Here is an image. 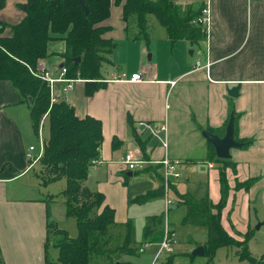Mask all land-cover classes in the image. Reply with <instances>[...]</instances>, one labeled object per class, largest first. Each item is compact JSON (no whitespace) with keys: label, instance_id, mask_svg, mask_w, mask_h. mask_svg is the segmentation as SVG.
<instances>
[{"label":"crops","instance_id":"crops-1","mask_svg":"<svg viewBox=\"0 0 264 264\" xmlns=\"http://www.w3.org/2000/svg\"><path fill=\"white\" fill-rule=\"evenodd\" d=\"M4 1L0 10V25L4 27L0 32L8 35L10 27L24 17L19 7L23 0ZM177 3L183 8L208 6L209 29L204 40L196 46L186 40L171 44L166 32H158V36L149 33L148 43L135 41V22L131 20L127 25L122 19V8L112 4L104 23L110 31L103 38L116 44L107 64L121 75L101 74L104 85L90 96L80 79L66 93L62 92L63 85L57 84L58 98L73 108L77 118L88 116L101 123L99 157L103 164L93 170L98 181L96 192L86 186L92 171L84 186L104 196V205L115 212V224L124 225L128 220L134 224L132 207L162 200L165 211L162 195L137 204L134 200L145 194L131 195L127 187L135 175L143 173L153 184L148 192H162L159 166L131 172L120 163L128 152L148 161L160 160L165 150L139 124L165 122L166 153L182 162L177 190L183 193L205 185L209 201L217 205L221 199L222 170L227 195L220 224L228 235L243 237L257 223L264 226V0ZM187 50H192V55H187ZM64 51V41H51L42 60L55 77L63 62L59 54ZM196 62L201 68L194 67ZM206 64L208 68L203 67ZM136 73L141 74L142 81L130 83ZM171 82L175 84L172 86ZM237 85V97L229 96L228 91ZM231 114L235 140L249 143L230 151L231 159L226 161L234 165L235 172L226 162L213 158L210 144L201 136L205 131L223 137ZM31 127L28 102L10 82L0 81V264H45L51 247L49 224L56 212L57 196L45 194L32 179H27L31 170L25 154L31 146ZM199 168L206 170V180L197 177ZM192 169L195 179L190 180L186 172ZM249 181L248 189L236 187V183ZM112 191L119 193L117 198ZM170 196L176 205L172 192ZM50 203L54 206L52 211ZM160 216H146L144 226L147 218ZM165 223L169 225L166 220ZM205 242L206 239L201 241Z\"/></svg>","mask_w":264,"mask_h":264},{"label":"trees","instance_id":"trees-1","mask_svg":"<svg viewBox=\"0 0 264 264\" xmlns=\"http://www.w3.org/2000/svg\"><path fill=\"white\" fill-rule=\"evenodd\" d=\"M177 2L178 0H84L87 8L85 13L77 0H23V4L19 6L24 12L22 20L10 27V34L3 36L0 32V81L10 82L25 101L31 98L29 113L34 130L41 117L47 114L48 140L39 163L46 170L49 182L65 179L66 187L61 193L65 214L73 217L77 226L75 239L62 232L63 238L55 246L57 258L49 260L47 254L45 264H93L97 260L113 262L110 257L113 254L136 255L138 243L133 223L128 220L123 225V244L111 248L115 212L104 205L102 194L92 193L84 186L91 160L99 157L102 143L100 121L88 116L77 118L73 108L65 101L50 106L45 84L31 72H35L38 63L47 56L51 41H64L65 51L59 57L63 60L61 66L66 69L65 77L84 81L88 96L101 88L104 85L100 82L101 67L109 63L108 57L116 46L114 42L103 38L110 31L104 23L109 18L112 4L122 8V19L127 25L131 20L135 22V41L148 43L149 16H153L165 30L171 44L186 40L196 46L207 36L205 29L195 22L204 5L198 8L187 5L183 8ZM4 5L5 1L0 0V10ZM3 27L4 25H0V31ZM75 58H80V61L75 63ZM240 143L242 148L249 145L248 142ZM209 147L213 158H216L213 147ZM216 160L226 162L235 172L231 162ZM219 181L221 199L217 205L209 201L205 185L199 184L193 190L183 193L177 190L175 184L171 185L177 208L185 207L186 210L183 225L206 231L203 256L207 257L208 263L218 249L238 245L220 224L227 195V182L222 170L219 172ZM250 184V181L236 183V187L248 189ZM161 195V189H158L137 197L134 203L142 204ZM161 219L162 216L146 219L140 244H152L161 240ZM244 240L245 248L240 250L237 247V255L240 260L255 264V259L247 249L249 238ZM173 256H169L168 264H172ZM190 257L193 258L191 254Z\"/></svg>","mask_w":264,"mask_h":264},{"label":"rangeland","instance_id":"rangeland-1","mask_svg":"<svg viewBox=\"0 0 264 264\" xmlns=\"http://www.w3.org/2000/svg\"><path fill=\"white\" fill-rule=\"evenodd\" d=\"M156 2L157 0H151ZM154 28V29H153ZM148 36L150 33L158 36V32L162 33L165 32L163 28H161L153 16H149L148 22ZM3 34V33H1ZM10 34V31H9ZM4 36V35H3ZM192 50H187V55ZM175 59V58H173ZM191 59H194L193 57ZM107 69V70H105ZM104 70V71H103ZM103 70H101V74L106 76L110 74H118L121 75V72H118V69L111 68L108 64L104 65ZM46 115V114H45ZM43 115L36 127V131L31 127V136H30V145L31 146H38V138L36 133L39 129V126L42 125L41 135L43 140L46 142L48 140V120L44 118ZM30 116V113H29ZM95 169H90L92 171L89 182L86 185L90 191L96 192L97 189V178L95 177L94 171ZM198 176L200 179L206 180V170L203 168H199ZM192 171L188 170L186 172V177L188 179H195L193 177ZM197 175V174H196ZM32 179L34 185L39 187L45 194H55L57 196L56 200V212L51 217L49 224V232H50V250H49V260H55L57 258V249L55 248L56 244L59 240L63 238L64 232L69 238L75 239L77 237V226L76 221L73 217L64 216L65 213V204L64 198L62 197L61 193L65 190V179L61 178L60 180L49 182V176L46 174V170L40 165L38 162L29 172L27 175V179ZM45 183V184H44ZM161 185V183H160ZM129 193H140L146 194L149 190L153 189V184L149 181V179L143 173H138L135 175L128 184ZM112 194L115 198L118 197L117 191H112ZM135 195V194H134ZM176 202V200H175ZM51 211L54 209L53 203L49 204ZM186 210L182 207L179 209L172 211L169 210L168 214L165 215V211L163 209V202L157 201L152 203L151 205H144L142 207H132L131 215L133 218V226L135 229V240L138 243L137 245V254L133 256L128 255H111V260H97L93 262V264H114L119 262L120 264H151L153 260V256L157 250L156 243H152L147 247L143 248L142 245V231L144 228L145 217L148 215H155L159 214L163 216L161 219L163 229L165 228V220L169 223V227H173L176 233V241L178 243L177 248L175 249L174 256L172 257V264H251L246 260H240L237 251L238 249L243 250L245 247V238H249L247 243V249L249 255L255 259V264H264V226L260 227L259 230H255L257 224L253 227V230L249 232V234H245L243 237H234L229 235L231 238L235 240L238 244L236 247H224L218 249L212 261L208 263V259L206 256H198V257H190V254L195 250L197 247H203L205 243H201L206 239V231L203 228L193 227V226H186L183 225L182 220L185 216ZM163 213V214H162ZM160 216V217H161ZM172 226H171V225ZM114 235V240L111 244V248H117L123 244L124 238V226L115 224L114 228L111 230ZM110 231V232H111ZM110 234V233H109ZM197 243V244H195ZM238 247V249H237ZM169 258V257H168ZM165 258L163 264H168L169 259Z\"/></svg>","mask_w":264,"mask_h":264},{"label":"built area","instance_id":"built-area-1","mask_svg":"<svg viewBox=\"0 0 264 264\" xmlns=\"http://www.w3.org/2000/svg\"><path fill=\"white\" fill-rule=\"evenodd\" d=\"M209 8L207 5L201 10L200 16L196 19V24L205 29L206 33L209 29ZM195 68H201L200 62L195 63ZM204 68H208L209 65L206 64L203 66ZM34 77L41 80L45 87L49 92L50 106L52 104H56L59 102L58 90L56 88L57 84H62V92L66 93L73 88L74 83L79 81L78 79H67L66 69L61 67L59 69V76H53L52 72L49 71L42 61L38 63L37 69L35 72H31ZM142 81V77L140 73L133 74L129 82L137 83ZM175 82H171L170 85H174ZM47 115V114H46ZM46 115L44 118H46ZM139 127H141L144 131H147L156 141L160 144V146L165 150V154L158 161H148L143 157L136 155L135 153L128 152L124 155L121 160V164L126 167L127 170L131 172H140L146 169L150 165L159 166L161 170V187H162V196L165 204V215L168 214L169 210L174 205V200L170 196L171 185L176 184L178 181L182 179V162L176 159H173L168 156V140H167V126L164 122L163 124H147L140 123ZM42 125L39 126V129L36 133L38 138V146H29L26 151L25 158L29 164L28 169L31 170L43 156L44 148L46 142L43 140L42 135ZM103 164V161L100 157H97L91 160L89 164L90 169H97L100 165ZM149 243L144 245V248ZM157 250L153 256V260L151 264H163L164 259L173 255L175 249L178 246L176 241L175 231L172 230L167 224H165V228L163 229V235L159 242L156 243ZM163 262V263H162Z\"/></svg>","mask_w":264,"mask_h":264},{"label":"water","instance_id":"water-1","mask_svg":"<svg viewBox=\"0 0 264 264\" xmlns=\"http://www.w3.org/2000/svg\"><path fill=\"white\" fill-rule=\"evenodd\" d=\"M82 8V10L86 13L87 8L85 7L84 0H77ZM192 55V52L189 53ZM80 61V58H75L74 62L78 63ZM62 67V66H61ZM239 85L231 88L228 91L229 96L236 98L238 95ZM31 98L27 99L28 104H31ZM201 136L207 141L208 144H210L215 152V156L217 159L220 160H230L231 154L230 151L233 149H239L242 147V144L237 142L234 138V116L233 114L230 115L229 121L227 123L225 134L223 137H218L217 135L211 134L209 132L202 131ZM177 205H174L172 207V210H176ZM262 226V223H258L255 227V230H259V228ZM193 257L203 256L204 255V249L203 247H197L193 252L191 253ZM114 264H120L119 262H116Z\"/></svg>","mask_w":264,"mask_h":264}]
</instances>
